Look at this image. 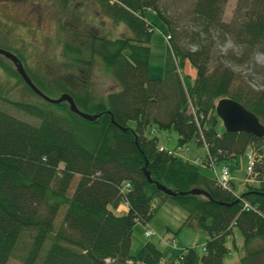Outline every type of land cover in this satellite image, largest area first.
I'll return each mask as SVG.
<instances>
[{
    "label": "trees",
    "instance_id": "16d2710c",
    "mask_svg": "<svg viewBox=\"0 0 264 264\" xmlns=\"http://www.w3.org/2000/svg\"><path fill=\"white\" fill-rule=\"evenodd\" d=\"M93 1L101 12L124 22L131 34H79L73 29L63 41L64 72L46 81L36 79L44 87L68 91L81 109L98 112L94 118L70 110L66 100L43 99L0 53L4 76L16 77L38 99L0 94V100L17 110L0 106V264L25 231L28 241L20 264H222L225 242L235 231L243 240L240 264H264V135L225 129L214 108L218 97L230 96L264 123V89L235 81L234 70L223 61L209 68L215 32L232 39L239 59L264 50V0H236L227 20L221 16L225 0H194L188 21L195 28L190 30L171 26L154 0ZM59 4L64 11L67 0H57V9ZM146 8L158 14L170 33L161 76L148 74L153 23L144 17ZM185 58L195 66L188 85L180 71ZM93 59L107 66L115 88L96 93L88 75L80 81L68 70L78 63L90 69ZM23 65L30 75L31 66ZM153 126L172 128L177 145L192 138L204 145L201 162L206 165L209 158L220 161L250 152L254 182L244 180L237 197L232 179L231 188L223 187L217 181L219 171L210 176L174 147L159 148L156 133L150 132ZM145 158L150 181L142 169ZM74 173L79 176L68 193ZM154 180L183 192L167 194ZM191 186L208 194L190 192ZM168 197L186 210L183 223L194 218L207 232L202 251L185 245L165 257L163 249L146 240L136 253H129L135 220L147 221ZM242 200L252 207L244 208ZM120 201H126L127 208L116 213L111 207ZM61 205L62 217L55 225Z\"/></svg>",
    "mask_w": 264,
    "mask_h": 264
},
{
    "label": "rangeland",
    "instance_id": "374dc122",
    "mask_svg": "<svg viewBox=\"0 0 264 264\" xmlns=\"http://www.w3.org/2000/svg\"><path fill=\"white\" fill-rule=\"evenodd\" d=\"M162 12L170 19V25L175 29L195 28L188 21L190 9L194 0H154ZM57 0H0V47L12 51L16 55L24 54L25 62L31 66L30 77L35 84L48 95L56 96L62 90L60 87L45 84V87L38 83L36 78L44 81L52 78L55 74H62L65 70L63 60V41L72 36L69 32L73 29L79 34L86 32L104 34L108 36L129 35L131 31L127 25L114 20L104 12L100 11V6L93 0H67V7L63 11L61 6H56ZM236 0H225L221 16L227 20L233 11ZM69 8V11H68ZM61 10V11H60ZM74 13H72V12ZM65 12V13H64ZM63 15V18H61ZM144 17L153 24V30L150 33L148 57V74L151 76H161L164 56L166 54L167 40L164 37L165 24L158 14L151 9L146 8ZM71 27V28H70ZM187 30V33L190 31ZM170 31V30H169ZM213 43L211 47V59L209 68L217 60L223 61L234 70L235 81L245 82L253 88L264 89V50L257 49L252 52L249 59H239V47L227 35L223 36L220 32L212 34ZM80 36V35H79ZM203 36V35H202ZM188 40V39H187ZM207 42V41H205ZM192 48L195 43L189 44ZM4 61H8L1 56ZM7 63V62H6ZM33 67V68H32ZM68 69V68H67ZM75 72L79 79L86 78L92 84L94 92L103 93L117 86L112 78L109 69L102 64L99 59H93L89 67L87 64L78 63L74 69H68ZM89 70V73L88 71ZM181 75L185 84H190L195 75V66L189 59L183 60L180 67ZM82 76L80 78V74ZM0 94H8L14 97L38 100L28 92L26 87L16 77L6 78L4 72L0 69ZM0 106L9 111L15 110L9 103L0 100ZM21 113V111H18ZM24 118L32 119L25 114ZM129 125H133V120H129ZM158 137V142L168 147H175L182 157L190 158L198 162L199 169L210 176L215 175L213 166L218 172L222 163H225L230 171L233 188L240 190L243 188L244 179L255 180V176L246 171L245 154L238 155L226 160H215L213 166L201 162L204 154V146L197 144L194 139L186 143L177 145V134L172 128H151ZM74 173L68 187V193H71L74 184L78 178ZM116 213L126 210L123 202L111 207ZM64 206L61 205L54 216L55 225L62 217ZM186 210L172 198H166L158 206L151 218L147 221L135 220L131 228L129 253L133 254L146 241H154L161 249L165 257L170 254H176L185 245H193L196 250L202 251V243L207 237V232L199 227L194 218H189L188 223H183L186 217ZM146 227L152 229L148 236L143 234ZM172 240V242H171ZM28 241V231H25L19 242L14 248L12 254L8 257L5 264H20V255L23 253L24 244ZM242 236L240 232L235 231L234 235L226 240L228 250L222 257V264H240L239 257L242 250ZM233 242L237 247L233 246Z\"/></svg>",
    "mask_w": 264,
    "mask_h": 264
},
{
    "label": "water",
    "instance_id": "95a60500",
    "mask_svg": "<svg viewBox=\"0 0 264 264\" xmlns=\"http://www.w3.org/2000/svg\"><path fill=\"white\" fill-rule=\"evenodd\" d=\"M0 53L10 59L16 68L17 72L20 74L22 79L27 83V85L43 99L51 102H58L61 100H66L70 110L76 112L77 114L85 118H94L98 112H90L81 109L75 103L72 95L66 91H61L56 96H51L46 94L40 89L35 82L31 79L29 74L26 72L22 61L20 58L10 50L0 47ZM215 111L221 118L222 124L227 130H246L252 132L256 135H264V123L261 122L255 112L244 106L240 101L230 97V96H220L215 102ZM110 119L114 121L113 115L110 112ZM143 172L147 180H153L150 176L148 169L146 168V158L142 165ZM156 187L160 188L167 194H175L177 192H183V190L175 191L169 186L154 180ZM188 191L193 193H204L208 194L205 189L199 186H191Z\"/></svg>",
    "mask_w": 264,
    "mask_h": 264
},
{
    "label": "built area",
    "instance_id": "2783aa9c",
    "mask_svg": "<svg viewBox=\"0 0 264 264\" xmlns=\"http://www.w3.org/2000/svg\"><path fill=\"white\" fill-rule=\"evenodd\" d=\"M168 36V34H167ZM163 146H159V148H162ZM248 156V163L246 165V168L248 171H250L251 169V164H252V157L250 153H247ZM211 160V158H209ZM217 181L226 188H230L229 187V173H228V169L226 167V165H222L220 168V171L217 175ZM128 185V182H126V186ZM242 206L244 208H249L252 207L246 200H242ZM152 232V229L150 227H146L143 231L144 235H149Z\"/></svg>",
    "mask_w": 264,
    "mask_h": 264
},
{
    "label": "crops",
    "instance_id": "0c3cea01",
    "mask_svg": "<svg viewBox=\"0 0 264 264\" xmlns=\"http://www.w3.org/2000/svg\"><path fill=\"white\" fill-rule=\"evenodd\" d=\"M204 146V145H203ZM205 148V147H204Z\"/></svg>",
    "mask_w": 264,
    "mask_h": 264
}]
</instances>
